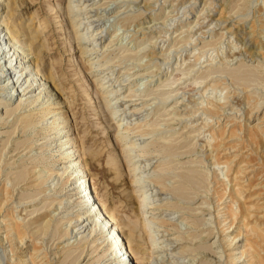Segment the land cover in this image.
I'll use <instances>...</instances> for the list:
<instances>
[{"label":"rangeland","instance_id":"374dc122","mask_svg":"<svg viewBox=\"0 0 264 264\" xmlns=\"http://www.w3.org/2000/svg\"><path fill=\"white\" fill-rule=\"evenodd\" d=\"M81 1L93 16L89 31L101 29L89 57H80L67 0H18L14 15L33 31L34 10L45 23L39 41L63 101L53 118L67 121L60 126L74 138L125 247L139 264H248V258L264 264V57L249 34L253 24L264 47V0ZM99 54L96 71L87 73L86 59L95 62ZM237 66L249 70L246 81L229 76ZM96 73L104 81L123 80L121 100L137 109L124 115L127 126L144 120L142 129L154 130L144 137L155 142L144 177L159 171L166 201L158 212L171 224L146 226L150 217L139 203L133 165L125 152L118 155L120 119L101 91L94 93ZM10 94L0 90V264H114V240H106L105 230L70 233L84 206L71 169L62 168L54 129L45 125L51 118L35 114V123L23 128L15 116L24 110L5 112L14 105ZM147 178L146 187L155 186ZM149 233H157L160 249H153ZM126 261L121 264H132Z\"/></svg>","mask_w":264,"mask_h":264},{"label":"bare ground","instance_id":"6f19581e","mask_svg":"<svg viewBox=\"0 0 264 264\" xmlns=\"http://www.w3.org/2000/svg\"><path fill=\"white\" fill-rule=\"evenodd\" d=\"M17 2L18 0H0V65H1L0 76L3 77V81H2L3 83H1L2 85H0V90L2 92H5L6 89L8 90V93H12L10 95L13 97V104H14L12 107L9 108L5 107L6 108L5 112L20 113L21 110H24L23 113L25 114L21 116L22 115L21 112V115L15 116V120L16 122L17 121L21 122L23 128L25 129L29 126H32V124L35 123L34 122L35 114L36 116L37 114H42V115L48 114L49 116L47 117V119L51 118L50 123L48 124L46 123L45 125H47L51 129H54V134L56 135L54 141L58 142V144H56L55 147L63 151L61 159L64 161L63 162L64 164L62 168L64 169V171L71 169L72 171L71 175L73 176V180H74L72 181L73 182L72 184L79 189V193H81L80 195H82L81 199L83 201V206H84L82 212L78 213L79 227L76 228L74 231L72 230L71 232L68 230V232L73 234L72 237L77 238L76 237L77 234L85 233L87 229L93 230L92 226L94 227L97 226L99 227V229L105 230L106 240L107 239L109 241L110 239L114 240L112 242V245H114V247L112 246L113 247L112 259L114 260V264H121V262H125L126 259L128 260L129 258L132 264H139L138 263L139 261H137L135 256L128 250V248L125 247L119 229L113 223L111 215L107 214L105 209L100 205L97 197L94 194V191L93 190L91 191V188L89 186L91 184L90 179L88 178V174L85 167L78 158L77 151L79 150L77 149L74 138L69 137L68 130H64L62 129L63 126H60V124L66 123L67 121L63 117L53 118V116L56 115V113H53L54 111L53 109L60 108L63 101L59 98L60 90L58 85L55 83L54 66L53 64H51L50 66L46 64L47 66H45V58H44L45 50L43 46L44 44L39 41L38 34L41 31L43 32V29L46 28L45 23L41 20L38 11L34 10L33 13L30 15V17L28 18L30 19V21L32 19H36L38 24L36 30L34 31L33 29L30 30L28 26L29 23L28 24L24 23L22 20L17 19L14 15L17 7ZM85 7H87V5L86 4L84 5L83 1L81 0H67V4L65 7L66 13L68 14L67 17H69V20L72 21L73 24L71 27L74 26L76 27L74 28L76 29L74 33L77 34V39H78L77 42L80 44L79 45L80 57L83 56L89 57L94 53L95 51L94 35L101 34V29L97 30L96 34H92L93 31H89L91 27L89 26V24L91 23L89 20H91V17L93 16H89V10H86ZM5 8L6 10H4ZM54 9H55L54 11L59 9L58 5H55ZM218 15L220 17L223 14L220 11ZM249 34L251 35V38L253 40L252 42L254 43V45L257 46V50H258V52L256 51L257 54L264 57V47L259 44V41L256 37V27L253 24L249 26ZM100 56H102V54L101 55L99 54L98 57L94 55V57H97V60H95V62L91 61L93 58L86 59V63L87 65H89L88 69H86L87 73H93L94 71H96L92 69L93 67L99 66L98 61L100 59ZM242 66H237L236 68L230 69L228 72L230 73L229 76H232V78L235 81L236 80L241 82L243 80L246 81V79L250 75L249 70L243 68ZM43 67H45L44 71L42 70ZM98 74L99 73L94 74V76L96 77L94 81H98V83L100 82V84L98 85V88L95 89L94 93L99 94V92L101 91L102 102L104 103V105L106 107L114 108L112 111V115L120 119L119 123L116 124L115 127L117 131L116 135H118V139L120 140L119 142H121L119 149L120 151H118L119 152L118 155L122 156L123 153L125 152L126 157L124 159L131 162V165H133L132 168L133 177H134L133 184L135 185V188L139 193L138 194L139 203L142 211L147 213L148 217H150V220L146 222L147 223L146 226L149 227L152 225L154 226L156 225L160 227L167 224V222L171 224L169 219H164L163 218L164 216L158 212L163 210V208H161V205H164L162 204V202L166 201L165 198L161 196L163 195V192L161 190H163L164 180L161 178L160 174L158 173L159 171L157 172V170L155 171L153 170L150 176L148 177V178H150L151 176L153 177V178L151 177L148 182L151 181L152 184L155 186L151 188H147L148 186L145 185L147 184V181H145V178L147 177H144V175H148L150 173V170H152V166H149L150 162L149 160H147V158H145V156L150 153V149L152 147L153 148L155 147L154 146L155 142L154 139H152L151 137H148V139H145L144 137L153 134L154 130L142 129L144 124L141 121L144 120H141L139 122H134L132 124L133 126L131 127L127 126L128 120L124 118V115L126 113L130 115H135L137 109H134V107L130 109L131 107L129 106L126 108L127 104H125V102L127 100H121L122 96L118 93V91L120 90L119 86L123 85V80L115 79L112 80L111 82L108 80L104 81L105 78L99 76ZM103 93L105 95H103ZM57 98L60 99L59 103L55 102L57 101L56 100ZM43 99H45L44 102ZM118 103H121V105H118ZM127 153L132 154V156H129ZM187 170L188 169H186L185 171ZM194 170H192V172L190 173H189L190 170L188 171L189 174H192V177L195 176V175L193 176V174L195 173ZM185 171H183L184 174ZM24 172L25 171H23V174ZM32 172L34 171L32 170ZM39 173L40 172H38V174ZM17 174H19V172ZM27 174L25 175L28 176ZM179 174L181 175L182 173L180 172ZM19 176L20 175H18V177ZM183 176L185 175H182V177ZM186 176L185 178H187ZM187 182L189 181L187 180ZM83 186H85L84 190L86 192H89L87 197L89 199H92V202H89L85 197V195L83 194L81 189ZM179 188L181 189V187ZM67 199H69V197H66V199L64 200L66 201ZM157 202L158 204H156ZM157 206H159L158 207L159 209L155 208ZM85 235L87 236L88 234ZM253 235H255V233H253ZM149 236L152 241L151 243H153L154 245L153 249H157V248L160 249V246H157L155 243V240L157 239V233L156 234L149 233ZM116 244H118L119 246L118 249L115 246ZM136 248L137 250H139L140 246L136 245ZM168 249L169 248L165 249L164 251H168ZM241 256L242 253H240L239 257L234 258L233 261L240 259ZM250 256H253L256 262H259L258 260L260 257H255L256 254ZM156 259L157 256L154 258V260ZM251 261L252 260L248 258V260L245 262L248 264L250 262L251 264ZM242 262L243 260L241 262L237 261L236 263L238 264ZM149 263H152V260H150Z\"/></svg>","mask_w":264,"mask_h":264},{"label":"built area","instance_id":"2783aa9c","mask_svg":"<svg viewBox=\"0 0 264 264\" xmlns=\"http://www.w3.org/2000/svg\"><path fill=\"white\" fill-rule=\"evenodd\" d=\"M85 186H88V185H85ZM85 186H83L81 189H82V192H83V194L85 195V197L87 198V200L89 201V202H92V199H89L87 196H88V194H89V192H86L85 190H84V187ZM90 186V188H91V191L93 190V187H92V185L90 184L89 185ZM94 191V190H93ZM128 261H130V258L128 259Z\"/></svg>","mask_w":264,"mask_h":264}]
</instances>
